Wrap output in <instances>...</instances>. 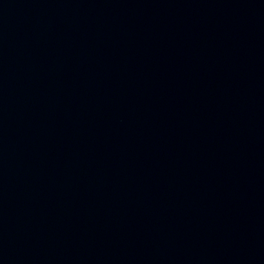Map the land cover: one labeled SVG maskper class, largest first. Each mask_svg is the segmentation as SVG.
<instances>
[{
	"label": "water",
	"instance_id": "obj_1",
	"mask_svg": "<svg viewBox=\"0 0 264 264\" xmlns=\"http://www.w3.org/2000/svg\"><path fill=\"white\" fill-rule=\"evenodd\" d=\"M0 264H264V0H0Z\"/></svg>",
	"mask_w": 264,
	"mask_h": 264
}]
</instances>
